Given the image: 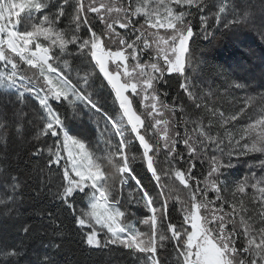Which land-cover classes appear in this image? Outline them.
<instances>
[{"label": "snow or ice", "instance_id": "obj_1", "mask_svg": "<svg viewBox=\"0 0 264 264\" xmlns=\"http://www.w3.org/2000/svg\"><path fill=\"white\" fill-rule=\"evenodd\" d=\"M208 6V0H76L67 28H61L68 0L56 5L52 0H0V91L14 94L19 103L24 102L26 95L38 101L44 123L36 139L48 135L57 138L55 150L47 148L48 165H60L64 160L58 198L72 209L76 225L89 229L84 237L90 247L119 245L142 254V264H160L158 249L175 240L178 264H264V159H259L256 165L261 175L250 168L249 175L229 188L227 179L221 177L225 169L235 165L231 160L225 164L219 156L209 155L210 148L223 154L227 146L231 149L227 153L229 158L254 154L264 157V107L259 109L258 118L233 131L234 122L239 121L257 97H247L238 112L226 115L197 93V86L187 75L191 67L190 41L195 34L190 18ZM212 6L217 8L214 15L219 22L230 5L229 0H219ZM52 7L56 9L54 12L49 11ZM90 15L102 24L99 32ZM248 16L245 12L241 19L247 20ZM207 19L201 16V25H206ZM82 28L87 29L86 37L80 34ZM70 46L76 48L75 54ZM85 54L115 93L120 109L118 119L104 113L112 135L119 140L114 144L109 136L99 155L84 140L70 134L64 119L50 103L66 101L75 109L76 102L81 101L97 112L102 111L91 99L92 93L86 94L78 86L82 82L83 88H87L94 73L78 72V83H73L61 70H72L65 57ZM166 74L182 78L179 87L201 111L200 115H185L184 105L169 104L162 99L167 93H162L158 85L164 82ZM204 95L211 97L212 92ZM181 125L183 134L179 130ZM5 127L6 123L0 121V129ZM22 127L17 124L16 131L20 132ZM213 129L217 131L214 133ZM129 132L139 142L141 158L163 198L157 207L140 180L132 176L150 213L133 221L121 210L115 179L120 177L122 191L125 174L132 172V162L137 159L129 153ZM178 143H183L188 153L186 170L174 163L177 156L184 159L177 149ZM43 151L37 149L34 155ZM161 153L169 167L158 172ZM197 160L209 164L203 181L193 176ZM164 178L178 181L186 196L162 183ZM9 179V187L15 193L20 187L19 178ZM249 189L254 193L250 198L252 204L259 205L256 209L250 208L244 199ZM77 192L87 198V207L80 209L78 215L69 203ZM209 192L215 193L213 199L208 198ZM225 192H230L231 199L225 197ZM14 199V195L5 194L0 197V205L7 207ZM170 201L180 205L182 224L168 218ZM137 224L148 230L142 231ZM30 230V225L22 228L25 234ZM101 232L104 240L100 238ZM0 255L18 257L22 252L12 248ZM44 262L52 264L49 257H44Z\"/></svg>", "mask_w": 264, "mask_h": 264}, {"label": "trees", "instance_id": "obj_2", "mask_svg": "<svg viewBox=\"0 0 264 264\" xmlns=\"http://www.w3.org/2000/svg\"><path fill=\"white\" fill-rule=\"evenodd\" d=\"M61 2L63 0H52L53 5ZM75 2L76 0H68L66 16L62 18L59 27L67 28L74 11ZM214 2L215 0H208L209 6L202 12H194L190 18L195 34L190 41L191 67L188 69L187 75L192 78V82L197 86V93L203 96L205 101L210 104L214 103L215 107L226 115H231L238 111L235 109L242 107L238 102L240 96L237 95L235 88L236 83H239L237 69L239 65L248 66L252 61V56L249 57L248 52L257 49L261 53L264 51V30L259 31V39L252 38V43L238 42L234 35L236 30L226 27L223 21L217 22L215 19L214 14L217 10L212 6ZM229 4L232 11L243 10L253 14L264 7L262 6L264 0H229ZM233 4H235V8L232 7ZM55 10V7L49 9L52 12ZM201 16L208 18L206 25H201ZM89 19L99 32L103 27L102 24L94 15H90ZM80 34L86 37L87 29L82 28ZM70 51L75 54L77 50L70 46ZM65 59L70 61L74 71L94 73L89 82V92L92 93L93 102L102 110L97 112L93 109L95 110V117L100 121V119H105L104 113H107L108 116L115 118L120 113L118 102L89 56L86 54L71 55ZM61 70L64 71L63 68ZM67 75L69 74L67 73ZM181 82L182 78L176 74L166 76L164 82L159 85L161 92L167 93V96L162 97V99L169 104L175 102L178 106L185 105L188 113L193 117L200 115L201 111L194 107L183 90L180 89ZM208 91L212 92L211 97L204 95ZM51 103L53 108L60 113L73 136L82 139L84 138L83 131H85L89 141H92L93 130L84 116L77 114L74 109L72 110L66 101H51ZM250 112L251 108L249 107L246 113L249 114ZM79 113L83 112L80 110ZM246 113L238 122H234L233 131L247 122ZM43 115V110L34 97L26 95L24 102L19 103L14 94L0 91V121L6 123V127L2 129V136H0V194L2 197L5 194L15 197L14 201H10L7 207L0 205V252L12 248L22 252V255L18 257L0 255V264H45L44 257H49L52 264H142L144 259L142 254L125 249L123 246L108 245L106 248L97 249L85 243L84 233L88 229H81L76 225L72 209L68 208L58 198L59 191L55 190L57 173L63 176L64 160H61L60 165H48L49 156L45 147L51 143L55 148L57 138L48 135L36 139L37 133L44 123L41 119ZM177 118H179V113ZM205 122L207 121L205 120ZM17 124L23 125L20 132L16 131ZM179 130L183 134L182 125ZM215 131L217 129H213L214 133ZM127 140L129 153L135 154L137 157L132 162V172L128 174V185L130 184L134 188L135 195L139 197L141 203L138 207L132 205L128 207L123 205V207L124 211L128 213V220L134 213L141 220L150 213L144 206L140 186L136 184L132 176L140 180L143 189L153 197L157 207L160 206L163 198L159 195L160 189L152 173L147 169L146 161L141 158L142 148L139 142L133 139L130 132L127 134ZM37 149H44V151L40 155H34ZM177 149L183 154L184 159L181 160L177 156L176 160L180 163V168L186 170L189 166L187 163L188 153L183 143H178ZM210 149L209 155H213ZM224 150L229 152L231 149L225 146ZM259 158L261 156L257 154L231 157V163L235 167L233 170H227V178L223 176L224 179H227L229 188L233 182L249 175V169H253L257 165ZM159 160L158 172L169 167L168 164L164 163V153H161ZM41 169L43 171H40ZM208 170L209 164L206 160H197L193 176L203 181ZM108 171L111 173L112 169L109 168ZM11 176L19 178L20 187L15 193L9 187ZM115 179L116 194L122 204L125 198L121 194L123 189L120 191V177L116 176ZM162 183L168 184L170 188L175 187L181 196H186V190L177 181L164 178ZM224 195L231 199L230 192H225ZM214 197L215 193L209 192L208 198L213 199ZM84 198V193L77 192L69 200V203L76 209V215L79 214L78 206ZM244 199L250 208L256 209L258 203L252 204L249 194ZM168 218L173 223L182 224V213L178 203L169 202ZM24 225L31 226L28 234L22 231ZM138 225L142 231L148 230L144 226ZM100 238L104 240L105 236L100 234ZM176 243L175 240H169L163 249H158L157 256L160 264H178ZM55 245H59V247L57 248Z\"/></svg>", "mask_w": 264, "mask_h": 264}, {"label": "rangeland", "instance_id": "obj_3", "mask_svg": "<svg viewBox=\"0 0 264 264\" xmlns=\"http://www.w3.org/2000/svg\"><path fill=\"white\" fill-rule=\"evenodd\" d=\"M218 3H219V0H215L214 4H218ZM262 6H264V5H262ZM261 8L262 9L258 10V12H254V13L252 12L253 14L249 13L247 20H242L241 18L244 16L245 12H247V11H243V10L232 11L230 6H229V10L221 16L220 20L223 21V23L225 24L226 27L233 28L236 30L234 32V35L237 38L238 42L241 41V42H245V43H252V38L256 37L259 39V35H260L259 31L264 30V7H261ZM215 9L217 10L216 7H215ZM235 20H239L241 22L232 23ZM140 22L143 23V20L141 19ZM161 31H163V30H161ZM247 54L249 57L252 56V61L249 63L248 66H245L244 64H241V66L239 65V67L237 69V73H238L237 75L239 77V79H238L239 83H236V85L240 84L243 86L240 88L235 87L236 91H237V95L240 96V100H238V102L243 107L244 100L247 97L255 96V97H257V100L255 101V103L253 105L250 106L251 112L249 114L246 113L245 118L247 119V122L243 123L244 125H246L247 123H250L252 120L258 118V116L261 114L259 109L264 107V51H262V53H261L257 49L256 51L248 52ZM144 58H146V56ZM64 72L66 75H67V73L69 74L68 76L72 80L73 83H78V81H77V73L78 72L81 75L83 74V72L76 71V70L75 71L74 70L68 71V70L64 69ZM101 76L103 77L102 73H101ZM103 79H104V77H103ZM105 82L107 83L106 80H105ZM78 86H80L82 88V90L85 91L86 94H87V92L90 91L89 86L87 88H83L82 82H80L78 84ZM109 88L111 89L110 86H109ZM113 94L115 96L114 92H113ZM135 104H136V101L134 100V105ZM184 107H185V105H184ZM71 108L73 110V107H71ZM74 110L76 111L77 114H81L82 116H84L86 118L88 124H90L89 126L92 127V130H93L92 141H89L90 139H88V136L85 134V131H83L84 138H82V140H84L89 145V147L91 149L96 151L98 155L101 154L102 150L105 148V142L104 141L109 136H111L112 142L114 144L118 143L119 137L112 135V129H111L110 124H108L106 119H103V120L100 119V121H99L95 117V110H93L90 105H87L85 102L77 101ZM80 110L83 113H79ZM235 110L239 111V108H237ZM188 114H190V113H188V110L186 109L185 115H188ZM119 115H120V113H118L116 115V117L113 119H118ZM244 116H245V114H244ZM105 129H107V131ZM101 133H103V136L101 135ZM0 136H2V129H0ZM78 138L81 139L80 137H78ZM50 146L53 147V145L51 143H48L45 147L47 155H48L47 148ZM53 150H55L54 147H53ZM210 151L213 155L219 156L221 160L223 159L222 161L225 162V164L229 163V160L231 158H229L227 151L224 150L223 154L216 152L215 149H210ZM232 157H235V155H233ZM227 158H228V161H226ZM259 159H264V157H261ZM174 163H175L176 167L180 168V163L177 160H175ZM230 169L233 170L234 167L229 168V169H225L224 175H223L224 177L226 176V178H227V175H228L227 170H230ZM252 171L255 172L258 176L262 174L261 170L256 166L252 169ZM56 176H57V179L55 182V190L60 191V189L62 188V184H63V176L60 173H57ZM223 176L221 179H224ZM124 178L126 180V183L123 186L127 185V187H124L123 193H121V194H123V197L125 198L123 200V203L121 204V210H124L123 205H125V207H128L129 205L138 207L141 203V200L139 199V197H137L135 195L134 188L131 187L130 184L128 185V180H129L128 174H125ZM248 192H249L248 193L249 197L251 198L254 195V193L251 189H249ZM129 193H131V197L129 196ZM0 197H2V194H0ZM124 201H126L125 204H124ZM86 207H87V198L85 196L83 201L79 204L78 210L86 208ZM258 207H259V205L257 204L256 208H258ZM133 220H139V217L135 213L130 218L129 221H133ZM257 226H259V225H257ZM137 227H139L138 224H137ZM101 234L104 235L103 232H101Z\"/></svg>", "mask_w": 264, "mask_h": 264}, {"label": "flooded vegetation", "instance_id": "obj_4", "mask_svg": "<svg viewBox=\"0 0 264 264\" xmlns=\"http://www.w3.org/2000/svg\"><path fill=\"white\" fill-rule=\"evenodd\" d=\"M145 59H147V57L145 58ZM166 76H168L167 74H166ZM166 76H165V79H166ZM160 85V84H159ZM159 85H158V87H159ZM159 89H160V87H159ZM161 91V90H160Z\"/></svg>", "mask_w": 264, "mask_h": 264}]
</instances>
